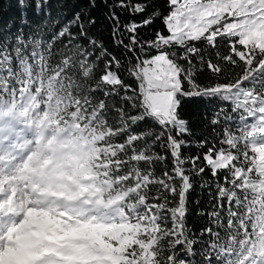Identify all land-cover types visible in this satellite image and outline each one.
<instances>
[{
	"label": "snow or ice",
	"instance_id": "obj_1",
	"mask_svg": "<svg viewBox=\"0 0 264 264\" xmlns=\"http://www.w3.org/2000/svg\"><path fill=\"white\" fill-rule=\"evenodd\" d=\"M8 11L0 110L56 107L0 128V264H264V0Z\"/></svg>",
	"mask_w": 264,
	"mask_h": 264
},
{
	"label": "trees",
	"instance_id": "obj_2",
	"mask_svg": "<svg viewBox=\"0 0 264 264\" xmlns=\"http://www.w3.org/2000/svg\"><path fill=\"white\" fill-rule=\"evenodd\" d=\"M0 4H2L3 9H4L3 12H0V16H3L5 19H7L8 16L10 15V12L8 11L9 10V0H0ZM157 27H162V25H161L159 20H157L155 22V24L153 25V28H157ZM104 35H106V34H104ZM9 75H11V73H9ZM7 83H8V77L7 76H5L2 79H0V87H6ZM28 83H30V82L26 81V84H25L26 87H27ZM46 87H47V85L45 84V88ZM38 94H39V88H38L37 93H34L32 95L23 97L25 103H24V105L21 108H23L25 105L26 106H30L32 108H34L36 106L39 107L41 103H43L45 106L46 105H48V106L51 105L52 106L51 109H54L56 107V100L55 99H53L51 101V104H49L47 100H35L34 97L36 95H38ZM47 95H48V92L46 91L45 92V96H47ZM18 102L19 101H17V103ZM62 108H63V105H61V109ZM17 110H18V108L15 109V111H9L8 108L0 110V120L3 117L10 119L12 116L17 115L18 114ZM206 111H209V115H210V110L206 109L203 106V104L197 105V104H194V103H186L184 105L185 114H187L189 116V118L193 120V127L197 128V129L202 127V124L200 123V119H201L203 113L206 112ZM192 151L194 153L195 149H193ZM197 192H199V188H197L196 191L192 192V194H191V198H190V202H189V208H190V213L191 214L188 216L187 223L190 226H192V227H194L196 229H199L204 224V218L197 217L195 215L196 206H195V204L192 203V201H194L196 199ZM206 199H207V197L205 195V197L201 200L200 207H204L205 206Z\"/></svg>",
	"mask_w": 264,
	"mask_h": 264
},
{
	"label": "rangeland",
	"instance_id": "obj_3",
	"mask_svg": "<svg viewBox=\"0 0 264 264\" xmlns=\"http://www.w3.org/2000/svg\"><path fill=\"white\" fill-rule=\"evenodd\" d=\"M25 107L28 110L26 114L24 112ZM51 108H52L51 105L50 106L46 105L43 111H39L38 106L32 108L30 106L25 105L23 108H18L17 110L18 114L12 116L10 119L3 117L0 120V128H3L5 131H7L10 125L16 124L24 129L35 130L38 123L40 122H44L45 124L49 123V121L45 116V113L47 112L49 115H51V110H50Z\"/></svg>",
	"mask_w": 264,
	"mask_h": 264
}]
</instances>
